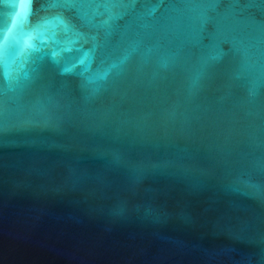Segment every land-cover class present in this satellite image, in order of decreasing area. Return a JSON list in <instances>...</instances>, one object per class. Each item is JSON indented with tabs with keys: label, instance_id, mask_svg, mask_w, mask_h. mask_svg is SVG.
<instances>
[{
	"label": "water",
	"instance_id": "obj_1",
	"mask_svg": "<svg viewBox=\"0 0 264 264\" xmlns=\"http://www.w3.org/2000/svg\"><path fill=\"white\" fill-rule=\"evenodd\" d=\"M0 264H264V0H0Z\"/></svg>",
	"mask_w": 264,
	"mask_h": 264
},
{
	"label": "snow or ice",
	"instance_id": "obj_2",
	"mask_svg": "<svg viewBox=\"0 0 264 264\" xmlns=\"http://www.w3.org/2000/svg\"><path fill=\"white\" fill-rule=\"evenodd\" d=\"M29 3H30V0H29ZM5 43V41H0V48L3 47V44Z\"/></svg>",
	"mask_w": 264,
	"mask_h": 264
}]
</instances>
